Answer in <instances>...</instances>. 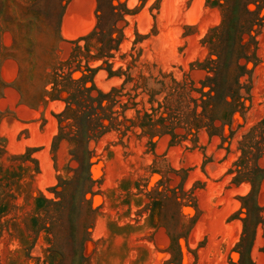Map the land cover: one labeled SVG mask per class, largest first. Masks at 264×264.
Masks as SVG:
<instances>
[{"label":"rangeland","instance_id":"374dc122","mask_svg":"<svg viewBox=\"0 0 264 264\" xmlns=\"http://www.w3.org/2000/svg\"><path fill=\"white\" fill-rule=\"evenodd\" d=\"M0 264H264V0H0Z\"/></svg>","mask_w":264,"mask_h":264},{"label":"trees","instance_id":"16d2710c","mask_svg":"<svg viewBox=\"0 0 264 264\" xmlns=\"http://www.w3.org/2000/svg\"><path fill=\"white\" fill-rule=\"evenodd\" d=\"M95 33L96 31L93 29L88 34L81 37L86 40V50L89 44L88 38ZM92 46L96 48L97 52L90 55L87 52H83L81 47L77 44V41H74V46L71 49L68 57L60 65L59 69L54 72L51 87V98L53 99L59 98L58 94L60 92L65 93V97L63 98L65 107L61 113H80L85 119L84 129L86 131H92L96 129L95 125L91 124L93 119L92 116L96 115V108L103 110L107 106L110 109L113 103L118 101V99L115 98L118 91L116 86H112L107 91L95 86L91 72H94L96 67L91 68L87 63L88 59L91 57L102 59L103 62L108 64L107 57L111 56V49L116 47V40L110 35L105 36L101 33V37H97V39H95V41L92 43ZM82 57L85 58L83 64L81 63ZM63 68H66V71H63ZM75 71L79 72V76L76 78L72 77V73ZM114 74H116L114 71H108V76H112ZM87 82H90L89 85H86ZM93 91H95V94L92 93ZM103 102H106V105H103ZM143 115L148 116L149 114L144 111ZM160 118L161 120L163 119V117ZM128 120L133 122L131 119ZM100 124L102 123L100 122ZM147 124L154 126V122ZM102 126L104 125L102 124ZM76 127L80 128V126L77 124ZM105 127L106 129H109L111 125L108 124V126Z\"/></svg>","mask_w":264,"mask_h":264}]
</instances>
